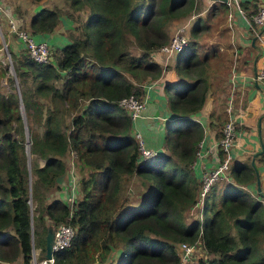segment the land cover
<instances>
[{
	"label": "trees",
	"instance_id": "obj_1",
	"mask_svg": "<svg viewBox=\"0 0 264 264\" xmlns=\"http://www.w3.org/2000/svg\"><path fill=\"white\" fill-rule=\"evenodd\" d=\"M65 2L67 9L41 3L28 22L35 35L54 30L63 11L79 22L70 40L50 50L53 59L8 48L10 74L0 60V78L9 85L4 92L0 84V264H30L32 246L43 258L47 226L60 222L74 232L67 246L53 252L51 264H176L175 243L197 237L212 254L207 264H264L262 203L242 186L255 179L250 164L230 162L235 183L219 199L206 196L200 218L187 215L199 187L192 162L204 133L196 114L211 88H224L213 79L225 82L228 70L219 73V67L229 64L210 60L216 49L199 52L196 38L209 28L203 15L191 23L188 44L176 57L178 79L164 85L172 112L165 150L141 160L133 120L119 103L131 92L141 96L142 84L161 74L151 50L170 38L175 19L199 9L196 0ZM216 11L213 5L209 13ZM215 118L217 126L226 120ZM25 137L30 151L44 159L33 162L30 172ZM71 152L79 166L82 160L90 167L80 177L73 208L62 179ZM133 176L145 184L139 199L128 191Z\"/></svg>",
	"mask_w": 264,
	"mask_h": 264
},
{
	"label": "crops",
	"instance_id": "obj_2",
	"mask_svg": "<svg viewBox=\"0 0 264 264\" xmlns=\"http://www.w3.org/2000/svg\"><path fill=\"white\" fill-rule=\"evenodd\" d=\"M220 1L196 0V5L199 9L189 17L175 19L171 25L170 32L172 34L175 27L184 21L189 23L190 27L196 16L202 15L201 13L208 9V7H212L213 5L217 6V11L211 14L210 17L215 20L217 19L219 21L217 25L219 26L211 30L208 36L209 43L205 44L207 48L205 51H213L216 49L219 58L229 63L228 65H223V67L225 66L224 72L228 70V76L225 82H219L224 87L223 89L211 88L196 117L204 125V133L201 137L204 147L213 138H216V133L220 131L221 125L217 126L218 122L215 118L217 114H221L226 119L229 116L236 118L238 125L236 127L235 143L230 148L232 155L230 162L231 165H237L238 163L239 166L242 165L241 163H248L253 167L255 179L245 182L242 186L248 189L253 196L260 199L262 196L260 192L264 193V85L256 81L253 75L258 68L264 67V24L254 29L253 26L249 25L243 14L233 5H229L223 0L224 3ZM261 1L239 0L242 8L246 12L255 9ZM40 4H35L31 14ZM58 6L63 9L68 8L64 0H59ZM30 16L25 18V24L27 26L23 25L27 28H29L28 22ZM84 17L85 15L81 17V20ZM78 24L79 22L76 19L62 12L60 14V20L54 30L41 35L33 34L36 38L46 39L50 50L53 51L62 45V41L70 40L71 33H77L79 30L77 28ZM0 28L4 32L6 48L16 53H21L24 49V44L9 30L6 19H2ZM254 36L256 38L252 42V37ZM177 55L168 60L165 68L162 69L161 74L157 78L150 79L145 83V86H143V96L146 98L145 106L136 118L137 125L135 123L136 119L132 122V130L141 133L144 145L158 151L165 150V128L163 124H166L172 117V112L167 105L164 85L166 82L178 79L174 68ZM156 58L160 63V57L158 56ZM7 88L9 90L8 82ZM228 105H231V112L226 109ZM210 121L214 125H210ZM156 122H158L157 126L155 124ZM143 133L145 136H143ZM71 161L73 163V160ZM36 162L39 164L43 163L40 159ZM204 162L207 166H211L214 163V159L211 160L209 157L195 158L193 172L198 181ZM69 170L67 169L68 172ZM67 171L65 175H67ZM257 179H259V183H257ZM233 183H235L234 177L229 173L228 178H222L213 183L207 196L219 199L225 192V189ZM258 184L260 191L257 189ZM60 192L61 188L56 191V195H59ZM189 212L193 213L191 217H201L199 211L189 209ZM117 257L118 255L116 254L115 259ZM6 263L8 264L10 262Z\"/></svg>",
	"mask_w": 264,
	"mask_h": 264
},
{
	"label": "built area",
	"instance_id": "obj_3",
	"mask_svg": "<svg viewBox=\"0 0 264 264\" xmlns=\"http://www.w3.org/2000/svg\"><path fill=\"white\" fill-rule=\"evenodd\" d=\"M229 5H233L247 20L250 26L254 29L264 24V0H262L255 9L244 11L239 0H225ZM9 12L7 5L3 0H0V15H3L8 24L9 30L16 35L24 44V49L27 50L30 56L40 61L51 60L49 45L46 39L36 38L33 32L21 24L15 17ZM187 22H182L177 25L171 34L170 38L158 47L151 50V58L153 61H158L156 57L161 59V71L165 68L168 60L171 57L177 55L188 44L189 37L186 33ZM256 31V30H255ZM6 46V43H5ZM159 62V61H158ZM253 78L264 85V67L258 68ZM150 80V79H148ZM146 80L142 86H145ZM146 98L137 95L134 92L128 93L119 99V103L126 108L130 117L134 121L141 113V110L145 106ZM226 109L231 112V105H228ZM238 122L235 117L229 116L220 128V135L213 138L204 147L203 139L200 138L195 151V158L197 157H209L214 159V163L211 166H207L204 162L202 165V172L199 178V187L197 190L196 200L190 206V210L199 211L202 213L203 202L207 196L213 183L222 178H228L229 167L231 161L230 148L235 143L236 127ZM136 140L138 142L139 155L141 160L153 159L158 155L160 151L146 147L143 142L141 133L134 132ZM223 151V156L220 157L218 150ZM194 158V160H195ZM192 162V167L193 163ZM69 177H72L74 183L75 173L70 170ZM73 191L71 190V194ZM76 193L72 197H68L69 205L73 208L74 199ZM260 201L263 207V220H264V195L260 197ZM74 228L70 223L60 222L53 226V239H52V251L64 248L70 243L73 235ZM176 251L178 254V261L176 264H207L208 258L212 255L203 246L199 237L193 241L181 240L175 243ZM53 261V254L51 257H43L39 260L42 264H51Z\"/></svg>",
	"mask_w": 264,
	"mask_h": 264
},
{
	"label": "rangeland",
	"instance_id": "obj_4",
	"mask_svg": "<svg viewBox=\"0 0 264 264\" xmlns=\"http://www.w3.org/2000/svg\"><path fill=\"white\" fill-rule=\"evenodd\" d=\"M3 1L7 5V8L9 10V12H11L10 14L13 17H15L18 21H20L22 25L27 26L25 24V18L27 16L28 17L30 16L31 12L34 10L33 8H34L35 4H37V3H35V1H33V0H3ZM58 1L59 0H42V5H48L50 7H54V6H58ZM64 2H65V0H64ZM210 8L211 7H208V9H206L204 12L201 13L203 15V17H205L206 22L209 24L210 27L207 28V29H204L203 31H201L200 32V35L196 38V40H197V46H198L199 52L201 54H203L204 52H206L205 50L207 48H206L205 44L209 43L208 42L209 41L208 36L211 33V30L213 28H216V27L219 26V25H217V22H219V21H217V19L215 20L214 18L212 19L210 17L211 13L208 12ZM79 15L81 17H83L85 15V11L84 10L80 11L79 12ZM2 19H5V17L3 15H0V23L2 22ZM184 22H186V21H184ZM187 24L188 25H187V28H186V33H187V35L189 37V23H187ZM3 33L4 32L0 28V42L2 44V46L0 47V59L4 63H7V69H8V72H9L8 74H10V73H12L11 72L12 71V68H11V64H10V55L8 53V50H7L6 46H5V41H4V35H3ZM66 42L67 41H62V45L64 43H66ZM210 60L213 63L215 61H221V62L224 61V60L220 59L218 55L212 56L210 58ZM224 67L223 66H220L219 67V73H223L225 71ZM6 81H7V79H6L5 76H3V77L0 78V84L3 86L4 92H6L8 90V88H7V82ZM220 81H221V79H220L219 76L218 77H215L213 79L214 86L215 85H218ZM16 83H17V81H16ZM20 110H21L22 115H24L23 105L22 104L20 106ZM135 123L137 125V119L135 120ZM155 124L157 126L158 125V122H156ZM165 126H166V124H163V127L164 128H165ZM143 136H145L144 133H143ZM24 148H25L26 165H27V169L30 172L31 164L33 162H36L39 159L44 162V159L41 158V157L35 156L30 151L29 141L27 140V138H26V140H24ZM77 159H79V157H76L75 152L69 153L68 156L66 157V160H67V163H66L67 164V169L69 170L71 168L73 170V172L75 173L74 183L71 180L72 177H69V173H70V170L71 169L69 170V172L66 170L67 171V175H64V177L62 178L64 180V182H63L64 184L63 185H64V190H66V193H67V199H68L69 196L72 197V195L76 191H79L78 196L81 195V178L80 177L81 176H83V177H87L88 176V172H89V168L90 167L85 163V161H82V160H81V165L79 166ZM71 160H73V163H72ZM76 172H77L78 176H77ZM61 190H62V188H61ZM71 190L73 191L72 194H71ZM144 190H145V184H144V182L142 183L141 181L137 180V178L134 177V176L130 178V182H129V185H128V191L130 193H133L134 198H136L137 193L139 191L142 192ZM54 193L56 194V190H54ZM136 199H139V196H137ZM187 215L191 217V216H193V213L192 212H188ZM39 252H40L39 251V247L32 246V255H31V259H30V264H42V263H39V260H40L38 258ZM44 256H45V254H44ZM4 264H7V263L4 262ZM8 264H23V262L21 260H19V259H16L15 261L10 262Z\"/></svg>",
	"mask_w": 264,
	"mask_h": 264
},
{
	"label": "water",
	"instance_id": "obj_5",
	"mask_svg": "<svg viewBox=\"0 0 264 264\" xmlns=\"http://www.w3.org/2000/svg\"><path fill=\"white\" fill-rule=\"evenodd\" d=\"M225 1V0H223ZM255 36L252 37V42H254L255 40ZM253 164V163H252ZM257 183H259V179H257ZM257 189L258 191H260V187H259V184L257 186ZM260 194L264 195L263 192H260ZM44 239H45V256L46 257H51L52 256V239H53V225L52 224H49L47 226V229H46V232H45V235H44Z\"/></svg>",
	"mask_w": 264,
	"mask_h": 264
},
{
	"label": "clouds",
	"instance_id": "obj_6",
	"mask_svg": "<svg viewBox=\"0 0 264 264\" xmlns=\"http://www.w3.org/2000/svg\"><path fill=\"white\" fill-rule=\"evenodd\" d=\"M5 41V40H4ZM1 46H2V44H1ZM0 46V47H1ZM7 50H8V48H7ZM49 50H50V48H49ZM8 53H9V55H10V52H9V50H8ZM53 59V58H52ZM1 60V59H0ZM1 62L3 63V64H7V63H4L2 60H1ZM10 64H11V68H12V73H14V71H13V67H12V63H11V60H10ZM198 218H200V217H198ZM54 226V225H53ZM44 253H45V251H44ZM52 254H53V251H52Z\"/></svg>",
	"mask_w": 264,
	"mask_h": 264
}]
</instances>
